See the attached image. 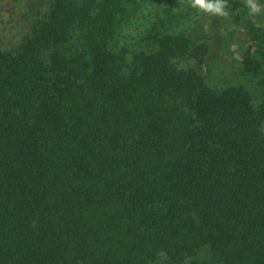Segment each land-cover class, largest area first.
Instances as JSON below:
<instances>
[{
    "label": "trees",
    "instance_id": "trees-1",
    "mask_svg": "<svg viewBox=\"0 0 264 264\" xmlns=\"http://www.w3.org/2000/svg\"><path fill=\"white\" fill-rule=\"evenodd\" d=\"M151 1L0 0V264H264V75L211 85Z\"/></svg>",
    "mask_w": 264,
    "mask_h": 264
},
{
    "label": "rangeland",
    "instance_id": "rangeland-1",
    "mask_svg": "<svg viewBox=\"0 0 264 264\" xmlns=\"http://www.w3.org/2000/svg\"><path fill=\"white\" fill-rule=\"evenodd\" d=\"M236 1L241 5L234 9ZM257 3L264 6L260 0H257ZM149 6L151 11L159 10L162 13L160 15L162 25L170 33L185 34L194 42L207 43L210 46V55L205 68L209 73L211 85L218 87L229 82L228 84H244L251 90L258 87L259 77L264 74L254 76L249 73L248 75L244 72L243 66L247 61L246 54L252 59L251 53L255 50L253 39L258 36L255 32L264 35V7L260 13L249 15L245 0H228L227 16L209 18L208 14L190 7V0H152ZM8 16L9 13L6 12L3 15L7 19ZM157 19L153 14L147 18L136 19L127 32V42L136 46L144 45L146 32ZM31 20L25 17L20 18L21 24L17 34L7 30L4 23L1 24V31H3L1 34L6 39L8 48H14L26 37ZM15 35L18 36L17 39L13 38ZM260 71L264 72V63Z\"/></svg>",
    "mask_w": 264,
    "mask_h": 264
},
{
    "label": "clouds",
    "instance_id": "clouds-1",
    "mask_svg": "<svg viewBox=\"0 0 264 264\" xmlns=\"http://www.w3.org/2000/svg\"><path fill=\"white\" fill-rule=\"evenodd\" d=\"M249 15L261 12L262 7L257 0H245ZM190 7L212 16L224 17L228 15L227 0H190Z\"/></svg>",
    "mask_w": 264,
    "mask_h": 264
}]
</instances>
